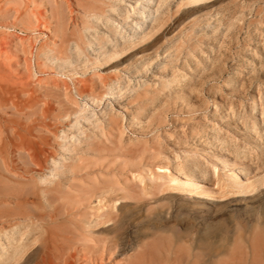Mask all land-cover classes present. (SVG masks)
Here are the masks:
<instances>
[{"label": "rangeland", "instance_id": "374dc122", "mask_svg": "<svg viewBox=\"0 0 264 264\" xmlns=\"http://www.w3.org/2000/svg\"><path fill=\"white\" fill-rule=\"evenodd\" d=\"M259 222L264 0H0V264H264Z\"/></svg>", "mask_w": 264, "mask_h": 264}, {"label": "bare ground", "instance_id": "6f19581e", "mask_svg": "<svg viewBox=\"0 0 264 264\" xmlns=\"http://www.w3.org/2000/svg\"><path fill=\"white\" fill-rule=\"evenodd\" d=\"M252 225V224H251ZM251 228L253 229V225L251 226ZM241 232H243V230H241ZM254 233V238L255 239H260V238H264V231H263V227L261 226L260 222L255 224V228H254V232H251V234ZM13 246V245H11ZM15 252L14 254L11 256V258H15ZM229 259V258H228Z\"/></svg>", "mask_w": 264, "mask_h": 264}]
</instances>
